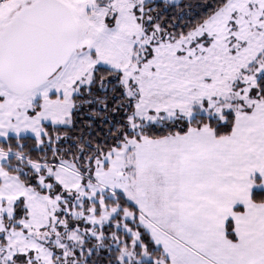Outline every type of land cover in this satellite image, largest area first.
<instances>
[{"label": "snow or ice", "instance_id": "6c2138e0", "mask_svg": "<svg viewBox=\"0 0 264 264\" xmlns=\"http://www.w3.org/2000/svg\"><path fill=\"white\" fill-rule=\"evenodd\" d=\"M0 264H264V0H0Z\"/></svg>", "mask_w": 264, "mask_h": 264}]
</instances>
